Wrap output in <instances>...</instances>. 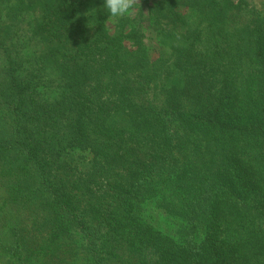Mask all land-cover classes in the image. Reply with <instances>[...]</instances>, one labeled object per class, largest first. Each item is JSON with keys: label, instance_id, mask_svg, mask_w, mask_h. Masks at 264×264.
I'll return each mask as SVG.
<instances>
[{"label": "rangeland", "instance_id": "374dc122", "mask_svg": "<svg viewBox=\"0 0 264 264\" xmlns=\"http://www.w3.org/2000/svg\"><path fill=\"white\" fill-rule=\"evenodd\" d=\"M66 1L71 5L70 10L64 5ZM246 1L256 10H250V21L244 25L231 23L225 26L220 22L212 34L193 24L182 26L179 23L185 18L175 12L171 16L174 21L169 18L172 24L160 35L145 23L149 15L157 12L156 8L152 9L155 0H136L130 17L111 21L100 12L102 0H0V137L5 135L8 120L5 116L10 109H14L13 103L2 101L4 85L1 86V83L15 76L16 82L21 84L16 91L38 107L37 113H28V145L32 151L35 150V160L41 166L44 164L48 170L52 167L53 172L59 171L68 177L70 205L72 201L80 204L79 207L84 205L96 211L98 217L114 210V203L120 205L124 199L122 192L131 186V178L126 176L130 171L139 174L148 172L151 174L149 178L156 179L157 188L166 187L172 178L164 170L174 166V163L165 162L161 166V162H155L149 155V150L138 151L139 146L151 145L153 135H139L135 142H131L126 134L120 138L108 137L105 133L98 136V127L94 125L101 123L104 126L105 121L96 120L101 115L96 111L105 109L104 117H107L108 111L115 109L134 113L141 111L143 106H139L140 93L137 92L140 86L135 88L132 84L135 68L143 60V51H148L158 64L159 78L155 89L161 96L169 97L176 110L184 109L202 116L214 112L219 119L227 122L253 124L259 121L261 107H264V57L258 54V26L254 21L264 23V0ZM244 4L245 0H231L226 6ZM58 8L83 21L82 27L86 32L78 42L89 45L82 60H87V73L91 80L78 98L82 101L89 99L87 104H81L93 119L85 129L90 136L88 139H92L93 144L105 143L101 151L86 143V148H75L72 155L64 158L65 164L55 162V155L47 143L48 137L54 138V133L49 136V132L55 116L48 118L58 112L55 114L54 108L46 110L43 101L59 97L60 90H63L60 84L64 81L65 60L75 55L78 44L69 37V23L62 25L54 22L50 31L43 25L46 12L52 13L53 20L57 19L52 11ZM74 8H77L76 11ZM228 11L226 8L224 14ZM139 34L144 39L142 44L137 43ZM120 38L126 45L124 54L118 49ZM151 97L148 96L153 99ZM31 105L28 103L24 109L31 107L30 110H33ZM102 128L105 130L106 126ZM212 139L207 143H193L187 148L184 163L186 178L178 187L196 189L197 183L201 182L206 188L219 192L205 202L211 205L234 204L230 185L232 191L238 192L247 183L256 180L257 170L252 163L256 153L253 139L250 134L215 135ZM105 141L113 142L108 146ZM256 161L264 163V152ZM203 162L206 166H215V180L208 179L212 174L205 172V168L198 175L196 167ZM260 179L263 180L262 175ZM32 185L34 190L38 187L31 168L22 164L21 158L0 155L1 234L5 233L12 239L16 235L26 241H36L52 235L56 239L61 230L65 235L77 233L71 224L62 225L65 218L61 216V210L49 203L47 199L50 197L43 193L39 196L32 191ZM113 187L119 189L117 197L110 191H115ZM165 202L166 198L157 205L164 206ZM114 224L118 225L110 218L109 225ZM80 251L77 253L78 264H89V258ZM66 261L62 264H67Z\"/></svg>", "mask_w": 264, "mask_h": 264}, {"label": "trees", "instance_id": "16d2710c", "mask_svg": "<svg viewBox=\"0 0 264 264\" xmlns=\"http://www.w3.org/2000/svg\"><path fill=\"white\" fill-rule=\"evenodd\" d=\"M155 1L152 9L154 11L156 8L157 12L149 15L145 23L160 35L172 24L171 16L175 12L185 18L179 23L182 26L193 24L213 34L220 22L225 26L248 23L250 10H256L246 0L244 5L235 7L226 6L231 0ZM180 4L183 10H180ZM64 5L70 10L71 5L67 1ZM226 8L229 11L224 14ZM52 12L57 15L56 20H53L52 13L46 12L43 16V25L48 27V31L54 22L62 25L69 23V37L75 42L84 38L86 30L82 27L83 21L71 13H64L63 8ZM254 22L258 26V54L264 57V23L258 20ZM137 37L138 44L144 43L141 34ZM122 40L120 38L118 49L124 54L126 45ZM76 45L75 55L68 57L64 63V81L60 84L63 90H60L59 97L43 100L46 110L54 108V113L58 112L48 118L55 116L49 132V136L54 133V138L48 137L47 143L55 155V162L61 163L66 162L64 158L72 155L75 148H86L85 143L100 151L105 145L104 141L93 144V140L88 139L89 133L85 131L93 119L81 105L87 104L89 99L82 101L78 96L83 94V88L91 80L87 73V60H82L89 45L85 42ZM157 69L156 60L151 58L148 51H143V60L135 68L136 75L132 84L135 88L140 86L137 92L140 93L139 106L143 108L138 113L126 109L110 110L107 117H104L107 111L100 109L96 111L101 114L96 120L101 122L104 119L105 124L94 126L98 127V136L105 133L108 137L120 138L126 134L131 142H135L139 135L151 133V145L139 146L138 151L149 150V155L155 162H161V166L172 161L174 166L164 170L172 178L171 182L166 187L162 185L157 188L156 179L149 178L151 174L148 172L142 171L139 174L130 171L126 176L131 178V186L122 192L124 199L120 205L114 203V210H108L101 217L84 205L79 207L80 204L73 201L70 205L68 177L59 171L53 172L52 167L46 169L44 164L41 166L35 160V150L32 151L28 145L27 122L30 119L28 113H37L38 107L16 91L19 90V83L15 76L3 80L2 101L13 103L14 109H10L5 116L8 120L5 135L0 137V155L19 157L22 164L31 168L38 185L35 190L32 185V191L39 196L43 193L50 197L47 199L49 203L60 209L61 216L65 218L62 225L71 224L77 233L65 235L61 230L56 234V239L52 235L26 241L16 235L12 239L0 231V264H62L65 260L67 264H78L79 249L89 258V264H264V163L256 161L264 152V107H261L259 121L253 124L227 122L219 119L214 112L202 116L184 109L176 110L177 107L170 102L169 97L161 96L155 89L159 78ZM150 95L153 99L148 98ZM147 102L151 105L147 106ZM28 103L32 104L33 110H30L31 107L24 109ZM240 134H250L253 139L256 153L252 163L257 172L256 180L247 183L238 192L232 191L230 185L234 204H208L204 200L219 195V192L215 193L201 182L197 183L196 189L178 187L186 178L185 156L191 144L207 143L215 135ZM105 142L109 146L113 141ZM204 162L196 167L198 175L205 168V172L212 174L208 179L215 180V166H206ZM261 175L263 180L260 179ZM113 188L115 191H110L115 196L119 189ZM165 198L164 206L157 205ZM110 218L116 220L118 225H109ZM71 259L73 263H69Z\"/></svg>", "mask_w": 264, "mask_h": 264}, {"label": "clouds", "instance_id": "9594fccd", "mask_svg": "<svg viewBox=\"0 0 264 264\" xmlns=\"http://www.w3.org/2000/svg\"><path fill=\"white\" fill-rule=\"evenodd\" d=\"M135 6L136 0H102L100 12L108 21H111L113 19L130 17L135 10ZM94 15L97 17L96 9Z\"/></svg>", "mask_w": 264, "mask_h": 264}]
</instances>
